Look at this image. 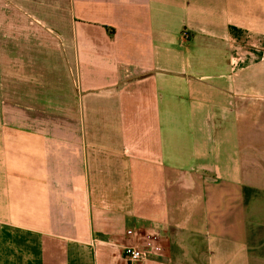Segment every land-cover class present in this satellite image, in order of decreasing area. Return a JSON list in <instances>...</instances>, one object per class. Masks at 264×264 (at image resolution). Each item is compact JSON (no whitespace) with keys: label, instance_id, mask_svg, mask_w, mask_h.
Returning <instances> with one entry per match:
<instances>
[{"label":"crops","instance_id":"crops-1","mask_svg":"<svg viewBox=\"0 0 264 264\" xmlns=\"http://www.w3.org/2000/svg\"><path fill=\"white\" fill-rule=\"evenodd\" d=\"M0 264H264V0H0Z\"/></svg>","mask_w":264,"mask_h":264},{"label":"built area","instance_id":"built-area-1","mask_svg":"<svg viewBox=\"0 0 264 264\" xmlns=\"http://www.w3.org/2000/svg\"><path fill=\"white\" fill-rule=\"evenodd\" d=\"M186 36L188 35L186 34ZM123 255L130 263H134L146 258L148 252L135 246H127L123 249Z\"/></svg>","mask_w":264,"mask_h":264}]
</instances>
